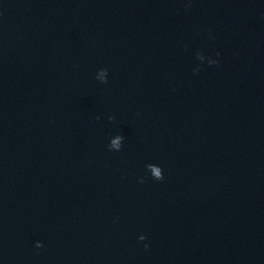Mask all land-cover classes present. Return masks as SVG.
Instances as JSON below:
<instances>
[{"label":"water","instance_id":"1","mask_svg":"<svg viewBox=\"0 0 264 264\" xmlns=\"http://www.w3.org/2000/svg\"><path fill=\"white\" fill-rule=\"evenodd\" d=\"M0 264H264V0H0Z\"/></svg>","mask_w":264,"mask_h":264}]
</instances>
